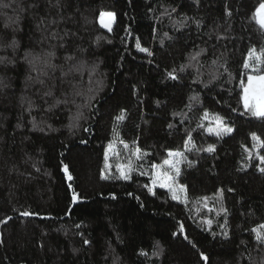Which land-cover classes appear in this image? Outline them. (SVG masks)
Returning a JSON list of instances; mask_svg holds the SVG:
<instances>
[{
    "label": "trees",
    "instance_id": "obj_1",
    "mask_svg": "<svg viewBox=\"0 0 264 264\" xmlns=\"http://www.w3.org/2000/svg\"><path fill=\"white\" fill-rule=\"evenodd\" d=\"M262 3L0 0V264H264Z\"/></svg>",
    "mask_w": 264,
    "mask_h": 264
},
{
    "label": "snow or ice",
    "instance_id": "obj_2",
    "mask_svg": "<svg viewBox=\"0 0 264 264\" xmlns=\"http://www.w3.org/2000/svg\"><path fill=\"white\" fill-rule=\"evenodd\" d=\"M260 8L264 9V3H262L260 5ZM102 15H104V14L102 13ZM107 15L111 17L114 14L113 13H107ZM259 23L261 24V27L264 28V19H261L259 21ZM141 50L142 51H147V49H141ZM253 54H254V50H251L250 51V57L253 56ZM254 59L258 63H264V52H261L260 55H255ZM248 66H249L248 63L245 62V67L247 68ZM248 80H249V88L245 89L244 105L248 109V111H250L254 116L264 117V76H260V77L249 76ZM254 80L257 82V84L259 86V94L258 95L253 94L252 96H250L249 93H250V91H252V84H253ZM253 98H255L256 101H257L255 104L250 103V100L253 99ZM225 131L231 132L232 129L231 128H225ZM253 136H255V134H253ZM212 150H213V148L209 147L208 151H212ZM169 155L170 156L171 155L179 156V155H181V153H179V152H175V153L169 152ZM261 160L264 161V157H261ZM164 164L169 165L172 168L176 167L175 164L171 160H165ZM65 170H67L66 166H65ZM261 171H264V168H262ZM176 172L177 173L179 172L178 168L176 169ZM158 175H161L162 178L165 181L171 179V177H168L166 174H158ZM122 176H123L124 179H128L129 178V176L127 175V173L123 169H122ZM161 186H164V185H161ZM173 198H176L175 195H174ZM23 215L28 216V215H31V213L25 212V213H23ZM260 229H264V225H261ZM253 231L257 232V239L261 240L262 242H264V234H261V232L258 229H254ZM86 243H87V241H86Z\"/></svg>",
    "mask_w": 264,
    "mask_h": 264
},
{
    "label": "rangeland",
    "instance_id": "obj_3",
    "mask_svg": "<svg viewBox=\"0 0 264 264\" xmlns=\"http://www.w3.org/2000/svg\"><path fill=\"white\" fill-rule=\"evenodd\" d=\"M107 13H111V12H103L104 15H102V13H100L98 22L99 24L103 27V28H110L112 26V23L114 22V18L115 16H108ZM258 21H260L261 19H264V9H259L258 13H257V17ZM263 75H253L252 77H260ZM249 88V80L247 81L245 88H244V92H243V97L245 95V89ZM250 96H252L253 94L258 95L259 94V86L257 84V82L254 80L253 84H252V91H250ZM244 102V101H243ZM257 101L255 98L250 100V103L255 104ZM245 106V105H244ZM246 108V107H245ZM250 112V111H249ZM251 113V112H250ZM252 114V113H251ZM253 115V114H252ZM210 121L213 122V125L221 131H225V128H230L227 124H225L223 121H220L218 118L213 117ZM103 153V148L100 149V151H98V156H102ZM171 157H174L173 155H171ZM168 160H171L170 158H168ZM172 161V160H171ZM169 165H166L163 163V165H159L156 167L155 169V173L153 176V180H154V184L155 185H164L162 187L165 188H172L173 190H175L174 185L172 184V179H169L167 181H165L161 175L158 174H166L168 177H170L169 173H168V168Z\"/></svg>",
    "mask_w": 264,
    "mask_h": 264
}]
</instances>
